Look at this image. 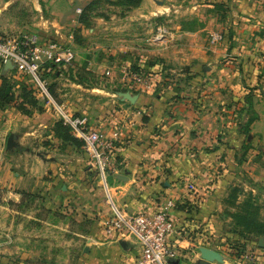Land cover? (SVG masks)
<instances>
[{"label": "crops", "instance_id": "0c3cea01", "mask_svg": "<svg viewBox=\"0 0 264 264\" xmlns=\"http://www.w3.org/2000/svg\"><path fill=\"white\" fill-rule=\"evenodd\" d=\"M206 1H189L183 15L196 17L199 25L195 29L178 25L174 29L180 39L169 44L153 41L160 22L156 18L169 16L159 0H142L138 7L114 11L109 19H96L91 29L78 18L75 21L76 31L82 29L84 35L83 45L75 44L77 67L85 65L119 88L90 87L69 73L65 78L69 84L56 86V101L88 117L103 140L115 138L118 173L108 179L112 203L105 187L104 195L101 188L87 184V172L92 170L83 146L56 136L59 118L38 92L34 96L39 106L28 107L31 114L16 105L0 108V192L17 203L23 192L50 193L67 204L74 203L78 193L81 196L82 215L77 221H87V227L84 233L68 235L75 245L62 264H136L137 241L107 237L105 222L116 211L152 213L169 200L175 203L171 218L177 224L169 239L177 251L173 264H197L201 247H214L223 239L224 226L232 220L225 212H235L225 205L224 195L236 178V160L245 142L237 121L250 90L258 119L249 138L254 149L243 168L251 182L264 186V54L256 52L264 49V0H220L217 6ZM53 8L54 16L74 15L73 10L63 14ZM218 35L221 41L215 39ZM157 63L167 73L177 72L180 82L164 78L151 91L130 84L126 73L133 66L156 71ZM2 76L12 79L23 101L27 78L0 60ZM62 86L70 88L60 93ZM120 92L138 95L139 100L132 104ZM93 93L111 99L93 98ZM11 136L13 148L8 147ZM251 192L256 196L255 189ZM77 236L86 241L83 248H77ZM221 254L225 262L213 264H233Z\"/></svg>", "mask_w": 264, "mask_h": 264}, {"label": "rangeland", "instance_id": "374dc122", "mask_svg": "<svg viewBox=\"0 0 264 264\" xmlns=\"http://www.w3.org/2000/svg\"><path fill=\"white\" fill-rule=\"evenodd\" d=\"M93 1H97V4L93 7L94 12L92 14L94 18L92 20V26L96 23V19L101 17L102 19H109L114 11L130 9L127 2L124 4L122 0ZM189 1L195 2V0H159V2H162L168 9L167 13L169 16L162 20L156 18V21H160L158 25L165 24L174 32L173 39L168 38L165 44L175 43L180 39L178 35L180 33H177L174 29L178 25L182 26L183 29H195L197 25H199L196 17H192L191 15L187 17L186 15H183V12L186 11L185 7L190 6ZM91 2L86 3L84 0H77L76 2H73V4L68 0H0V34L18 38L24 35L36 37L42 44H47L52 41L57 42L63 47L69 46L75 50L76 43L79 45H83L84 43L82 29L76 31L75 21L77 18H80L84 8ZM196 3L199 4L200 0H197ZM206 3L212 6L222 4L220 0H207ZM52 5L53 7H57L61 13L72 12L73 10L74 15L54 16L51 14L54 9L51 7ZM75 10H77V12H75ZM61 26L62 28H60ZM91 27H88L87 29H91ZM219 37L220 39L217 41H221L222 37ZM256 52H258V55H262L264 54V49ZM45 65L42 67L41 77L47 80L49 92L51 96H53L50 90V80L45 76V72H52L50 69H46ZM77 66L76 59L71 65L66 67L59 68L57 66V70L61 72L59 76L61 80L54 79L53 82L56 84H58V82L69 84L65 78H68L71 70H74L75 74L77 71L80 74L77 79L82 80V78H84L85 84L90 87H99L108 91L113 90L114 88H119L117 83L110 78L100 79L94 73L93 75H87L84 72H81L79 69L81 67ZM163 67L162 63H157L156 71L148 67H143V71L147 76L150 75L154 81V76L157 75L156 72H158L159 75V71H161ZM129 71H133V69ZM129 71L126 73L128 76ZM15 74L20 73L15 71ZM177 74V72L172 71L168 73L165 72L161 78L156 82L154 81L153 84H162L164 78H170L169 81L172 83H179L182 77ZM20 75L27 78L29 81L28 87L33 93L38 92V94H40L41 88L33 78L23 74ZM114 83L116 85H114ZM199 84L201 85L202 81L199 80ZM66 88L70 87L62 86L60 93H64ZM100 96L102 99H111V96L106 94L99 95L98 93H93L92 95L93 98H100ZM238 122L239 119L237 123ZM251 134L252 126L250 135ZM250 135L247 138L244 137V144H247V146H251V148L254 149L253 142H249ZM242 154L243 151L240 150V155ZM85 157L87 165L92 170V172H87L88 176H90L88 179L85 178L87 184L93 183V186L97 187V189L101 188L103 191L100 190L105 195L104 185L97 173L94 163L86 154ZM236 164V178L233 179L234 181L232 182L229 191L224 195V198L226 199L230 196L231 190L234 187L241 186L245 193V195L243 194L240 197V201L243 202L248 198L247 194H249L252 189H255L256 202L262 208L261 216L264 219L263 184L261 185V183L258 182H251L252 177L250 173L243 168V163ZM83 173L81 176H83ZM245 189H247V191H245ZM77 195V200H75L74 203L67 204V201L55 200L54 195L50 193L36 191L32 197H28L24 201L22 199L17 203L5 196L4 193L0 192V264H62V261L67 259V252L75 245L68 235L84 233L87 227V221H77V218L82 215L81 209H79L82 204L79 200L81 196L79 193ZM230 225L231 223H228V225L224 226L223 231L225 235L214 247L219 252L225 254L230 263L264 264V239L263 242L261 241L264 237L256 235L238 237L237 235H231L228 233L231 229ZM76 238L75 243L78 246L77 248H83L86 241H83V239L80 240L78 236Z\"/></svg>", "mask_w": 264, "mask_h": 264}, {"label": "built area", "instance_id": "2783aa9c", "mask_svg": "<svg viewBox=\"0 0 264 264\" xmlns=\"http://www.w3.org/2000/svg\"><path fill=\"white\" fill-rule=\"evenodd\" d=\"M173 30L165 24H157L153 40L157 43H166L168 38L173 39ZM216 40L220 37L216 36ZM76 59V52L69 46H61L57 42L42 44L36 37L22 36L9 37L0 34V60L3 63L10 61L20 74L33 78L41 88L40 96L64 125L70 128L74 137L83 142L84 153L94 163L97 173L109 195L108 179L118 173V167L113 154L115 138L103 140L99 130L94 128L88 117L76 115L70 109L59 104L51 96L47 80L43 79L42 67L47 63L66 67ZM130 84L143 91H151L155 85L151 76L144 73L129 71ZM175 207L172 200L166 201L160 209L148 213L141 212L126 214L116 211L104 225L107 237L135 239L140 247L136 264H173L177 251L169 244L172 234L177 231V224L171 218V209Z\"/></svg>", "mask_w": 264, "mask_h": 264}, {"label": "trees", "instance_id": "16d2710c", "mask_svg": "<svg viewBox=\"0 0 264 264\" xmlns=\"http://www.w3.org/2000/svg\"><path fill=\"white\" fill-rule=\"evenodd\" d=\"M124 4L127 2L128 7L134 8L141 5L142 0H122ZM97 4V1L91 2L87 7L84 8L80 18L79 22L85 26L86 28L92 26V20L94 18L93 16V7ZM154 66V65H153ZM152 67V66H151ZM46 69H50L52 73L45 72L46 78L50 80V90L54 96V98H58V94L56 92V86L57 84L54 81V79H58L60 76V71L57 70V66L52 63H47L45 65ZM81 72L87 74V75H93V72L87 70V67L85 65L81 66L79 68ZM131 69L135 72L144 73L142 66H133ZM156 72L157 75L154 76V81H158L161 76L166 72V68L163 67L161 71ZM74 70H71L70 75L74 76ZM53 75V76H52ZM79 72H76V77H78ZM78 83L85 84V79L82 78V80H76ZM14 83L12 82V79L2 76L0 78V108H6L8 106L16 105L20 111H22L25 114H31V111L28 109V107H37L38 100L34 96V93L31 91V89L28 87V85H23V101H19V98L17 97L15 91H14ZM254 90H250V92L243 97V104L244 106L240 109V112L238 114L239 122L237 124L240 133L247 138L251 133V126L255 121L258 119V115L256 111L254 110ZM57 137L63 140L65 143L73 144L77 147H82L83 142L74 137L71 133V130L69 127L63 124L62 121H58V123L55 126L54 130ZM218 149V148H215ZM251 146H247V144H244L242 147L243 154L240 156H237V163L242 164L247 159V154L251 150ZM245 195L244 189L241 186L234 187L231 190V194L228 198H226L225 205L228 208H234L235 212L226 211L225 214L227 217H230L231 225L230 230L228 233L231 235H237L238 237H242L245 235H256L264 237V219L261 216V206H259L256 202V197L253 195V193H249L248 198H246L243 202L240 201L241 195ZM23 201L26 200L28 197H32L33 194L23 192L22 194ZM234 206V207H233Z\"/></svg>", "mask_w": 264, "mask_h": 264}, {"label": "water", "instance_id": "95a60500", "mask_svg": "<svg viewBox=\"0 0 264 264\" xmlns=\"http://www.w3.org/2000/svg\"><path fill=\"white\" fill-rule=\"evenodd\" d=\"M6 67H10L14 70V65L8 61L5 63ZM120 97L124 100L131 102L132 104H136L139 100L138 95H133L130 92H120L118 93ZM15 146L14 138L11 136L8 141V147L13 148ZM263 242V238L261 240ZM200 258L197 261V264H213L217 263H224L223 255L215 248V247H201L199 249Z\"/></svg>", "mask_w": 264, "mask_h": 264}]
</instances>
